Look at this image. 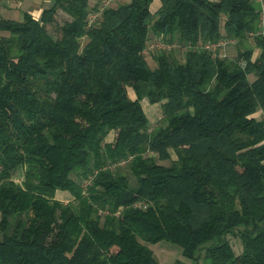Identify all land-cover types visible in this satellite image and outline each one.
I'll return each instance as SVG.
<instances>
[{
    "label": "trees",
    "instance_id": "16d2710c",
    "mask_svg": "<svg viewBox=\"0 0 264 264\" xmlns=\"http://www.w3.org/2000/svg\"><path fill=\"white\" fill-rule=\"evenodd\" d=\"M152 1L90 23L100 0L0 17V264H160L148 243L162 239L189 264H264L257 4ZM152 36L190 46L146 52ZM219 38L234 55L194 47Z\"/></svg>",
    "mask_w": 264,
    "mask_h": 264
},
{
    "label": "rangeland",
    "instance_id": "374dc122",
    "mask_svg": "<svg viewBox=\"0 0 264 264\" xmlns=\"http://www.w3.org/2000/svg\"><path fill=\"white\" fill-rule=\"evenodd\" d=\"M64 19H66L65 15L63 14L62 11L61 12L59 11V13L57 14V22L61 23ZM50 30L54 32L53 26L50 27ZM252 45L254 46V43H252ZM233 46L235 47L236 45L234 44ZM184 51H185V46L176 47L175 53L179 60L183 59ZM235 52L232 55H234ZM147 59L151 66L155 64V60L153 58L148 57ZM128 93L130 96L132 97L134 96V93L130 87H128ZM141 104L148 117L149 125L151 126L152 124L155 123V121L158 119L159 115L161 114L159 103L158 102L152 103L148 101V99L145 97L142 99ZM256 114L259 115V111L256 112ZM111 134L113 135L114 131ZM173 156L175 157L174 154ZM124 171L128 173V170L126 168L124 169ZM21 174L22 171L19 170L15 174V179L18 181L21 180V176H20ZM130 178L132 179V176H130ZM56 197L60 198L63 201H66L71 198V195H69L66 191L57 190ZM230 241L233 244V248L235 249V251L238 252L241 249V245L239 244L238 239L235 236H230ZM148 246L152 249L153 255L160 264H175L177 260H181L182 262H185L187 264L191 262L188 257L182 254L181 246L172 243L170 241L162 239L154 243H148Z\"/></svg>",
    "mask_w": 264,
    "mask_h": 264
},
{
    "label": "built area",
    "instance_id": "2783aa9c",
    "mask_svg": "<svg viewBox=\"0 0 264 264\" xmlns=\"http://www.w3.org/2000/svg\"><path fill=\"white\" fill-rule=\"evenodd\" d=\"M122 0H100L97 6L91 10L88 16V23L92 22L102 11L104 8L108 7L109 5L119 2ZM257 4V11H258V28L255 31L257 35L264 40V0H254ZM234 44L233 38H219L217 40L212 41H203L199 44H195V48H204L209 49L211 51L217 52L220 55H226L227 47L229 45ZM178 46H190L189 45H179L175 41L166 40L160 36H152L147 40L146 46L144 51H154V50H161V49H171L176 48Z\"/></svg>",
    "mask_w": 264,
    "mask_h": 264
},
{
    "label": "crops",
    "instance_id": "0c3cea01",
    "mask_svg": "<svg viewBox=\"0 0 264 264\" xmlns=\"http://www.w3.org/2000/svg\"><path fill=\"white\" fill-rule=\"evenodd\" d=\"M52 0H0V17L21 19L25 12L31 13L34 17H38L44 7L51 4ZM158 5L157 0H153L151 8L155 9ZM250 44L253 43L249 39ZM236 48L233 45L227 47L229 55L235 52ZM260 52L258 47L253 49V57L257 56ZM142 102V100H141Z\"/></svg>",
    "mask_w": 264,
    "mask_h": 264
}]
</instances>
